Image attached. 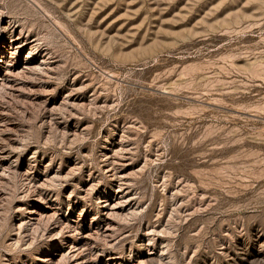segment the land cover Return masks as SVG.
<instances>
[{
  "label": "rangeland",
  "instance_id": "374dc122",
  "mask_svg": "<svg viewBox=\"0 0 264 264\" xmlns=\"http://www.w3.org/2000/svg\"><path fill=\"white\" fill-rule=\"evenodd\" d=\"M0 264H264V0H0Z\"/></svg>",
  "mask_w": 264,
  "mask_h": 264
}]
</instances>
